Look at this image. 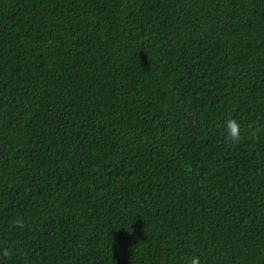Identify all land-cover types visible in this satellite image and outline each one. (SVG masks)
<instances>
[{
    "label": "trees",
    "instance_id": "1",
    "mask_svg": "<svg viewBox=\"0 0 264 264\" xmlns=\"http://www.w3.org/2000/svg\"><path fill=\"white\" fill-rule=\"evenodd\" d=\"M193 256L264 264V0H0V264Z\"/></svg>",
    "mask_w": 264,
    "mask_h": 264
},
{
    "label": "clouds",
    "instance_id": "2",
    "mask_svg": "<svg viewBox=\"0 0 264 264\" xmlns=\"http://www.w3.org/2000/svg\"><path fill=\"white\" fill-rule=\"evenodd\" d=\"M225 128L227 130V140L229 143H238L242 138L241 135V124L238 120L229 118L225 122ZM16 226L23 227V221L21 219H17L13 222ZM12 254V250L10 248H4L2 255L5 257H9ZM188 264H201L200 258L198 256H193L188 258Z\"/></svg>",
    "mask_w": 264,
    "mask_h": 264
}]
</instances>
